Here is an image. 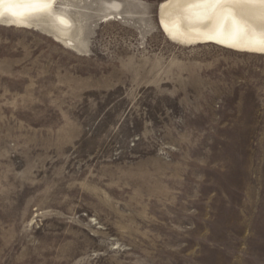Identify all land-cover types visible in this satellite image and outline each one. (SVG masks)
<instances>
[{
    "label": "rangeland",
    "instance_id": "1",
    "mask_svg": "<svg viewBox=\"0 0 264 264\" xmlns=\"http://www.w3.org/2000/svg\"><path fill=\"white\" fill-rule=\"evenodd\" d=\"M162 1L86 56L0 28V264H264V57L168 43Z\"/></svg>",
    "mask_w": 264,
    "mask_h": 264
},
{
    "label": "bare ground",
    "instance_id": "2",
    "mask_svg": "<svg viewBox=\"0 0 264 264\" xmlns=\"http://www.w3.org/2000/svg\"><path fill=\"white\" fill-rule=\"evenodd\" d=\"M117 1L52 0L50 4H38L33 0H0V28L36 32L76 56H86L91 24L96 19L100 24L123 19ZM94 5L111 10L97 14ZM156 13L154 27L170 44L184 49L213 46L235 54L264 57V3L260 0H227L219 5L201 0H164Z\"/></svg>",
    "mask_w": 264,
    "mask_h": 264
},
{
    "label": "snow or ice",
    "instance_id": "3",
    "mask_svg": "<svg viewBox=\"0 0 264 264\" xmlns=\"http://www.w3.org/2000/svg\"><path fill=\"white\" fill-rule=\"evenodd\" d=\"M52 0H33V3L38 4H50ZM204 4H211V5H219L221 3L227 2V0H201ZM261 3H264V0H260ZM236 21L233 20V24L236 25ZM258 43H262L261 41H257Z\"/></svg>",
    "mask_w": 264,
    "mask_h": 264
}]
</instances>
